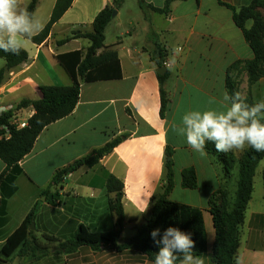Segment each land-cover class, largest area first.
I'll list each match as a JSON object with an SVG mask.
<instances>
[{
  "label": "crops",
  "instance_id": "0c3cea01",
  "mask_svg": "<svg viewBox=\"0 0 264 264\" xmlns=\"http://www.w3.org/2000/svg\"><path fill=\"white\" fill-rule=\"evenodd\" d=\"M115 1L75 0L54 25L47 41L42 44L27 42L24 50L28 52L29 60L5 73L0 86V105L17 108L23 100H37L41 97L40 85L71 86L70 76L56 57L86 51L90 42L73 39L62 46L58 42L72 37L75 32H92L95 18ZM142 1L162 12L149 8L143 11L139 0H123L105 33V46L119 55L122 78L82 83L79 103L73 114L48 126L32 152L19 163L21 172L16 177V192L9 198L0 192V203L6 199L5 216L1 215L0 207V251L5 240L37 204L40 207L37 223L44 233L61 241L73 238L81 225L91 231L112 230L116 218L109 212L106 190L110 176L124 184L122 203L126 222L122 237L128 228L135 232L134 227L148 219L152 199L162 193L166 182L165 150L170 147L174 151L176 174L169 199L203 211L207 253L200 259L202 264H214L211 256L216 231L208 206L210 202L222 206L224 194L231 201L237 181L234 190L230 189L223 179V171L217 170L218 165L208 151L205 150V155L194 152L186 138L172 130V125H181L182 117L188 111L223 110L220 102L228 93L229 69L240 61L254 59L250 45L233 20V12L220 3L234 7L237 12L254 5L262 17L264 7L257 5L259 0H174L169 6L170 0ZM56 2L38 0L34 14L45 26ZM22 4L27 8L30 3L22 0ZM252 26L253 21L246 23L247 29ZM235 28L241 32L244 45L232 42L238 37ZM157 45L163 49L164 63L170 62L175 47L182 48L176 64L166 71L169 76L164 88L169 103L164 118L161 117L159 68L153 60ZM5 64L0 59V70ZM17 113L22 120H28L35 110L30 105ZM122 135L129 137L97 166L81 168L66 177L60 186L48 191L47 197L43 196L57 171ZM6 168L0 160V174ZM190 168L195 169L198 176L199 186L195 190L182 187L181 173ZM57 195L58 208L51 205ZM253 195L254 191L241 227L236 264H264V193L256 199ZM131 219H135L134 222H130ZM12 224L15 226L11 230ZM83 250L88 254L100 253L82 248L73 255L59 256L70 258L81 255ZM115 253L108 264H153L135 251ZM82 258L76 264L98 263L97 257L94 261Z\"/></svg>",
  "mask_w": 264,
  "mask_h": 264
},
{
  "label": "trees",
  "instance_id": "16d2710c",
  "mask_svg": "<svg viewBox=\"0 0 264 264\" xmlns=\"http://www.w3.org/2000/svg\"><path fill=\"white\" fill-rule=\"evenodd\" d=\"M75 0H57L52 12L50 21L42 32L35 36L31 41L35 44H42L49 38L52 29L58 23L65 13L72 7ZM174 0L168 2V6ZM123 3V0H116L113 6H106L95 18L93 22V31L90 33L75 32L72 37L59 41L62 46L73 39H87L90 47L86 51L78 50L56 57L60 65L65 69L72 80L71 86H47L40 85L39 92L41 97L37 100H23L17 106L16 110H21L27 106H33L35 113L29 119V126L25 129H11V137L5 138V127H9V120L14 116V112H9L0 117V160L6 165V171L0 174V192L5 198H9L16 192V177L21 172L18 165L28 156L39 136L51 124L63 120L73 114L80 98L82 83H94L99 81L119 80L122 78L121 63L117 51L105 46L106 30L113 20V13ZM38 0H31L27 9L35 13ZM141 9L147 8L162 12L151 6H146L142 0H139ZM233 12V20L237 27L241 29L245 40L249 43L254 59L247 64L258 66L262 58L261 52L252 40V28L258 26L262 15L257 13L255 6L245 7L237 10L224 3ZM264 7V0H259L257 5ZM253 21L251 29L246 28V23ZM0 59L5 61V68L0 70V86L3 84L5 73L25 64L29 60V54L26 50L21 51L19 55L5 53L0 51ZM153 60L158 68L163 67L164 52L160 45L156 46ZM230 71V69H229ZM254 71L251 70V75ZM169 72L160 75L161 85V117H165L169 98L164 88L168 79ZM228 94L231 96L237 91L231 81L227 78ZM248 105L257 102L244 100ZM129 136L122 135L115 138L100 149L94 150L89 155L77 160L72 165L57 171L48 188L43 193L47 197L48 191L62 184L63 180L71 174L77 172L83 167L93 168L100 161ZM206 150L213 159L221 165L226 177L231 179L236 168V157L229 152L222 155L217 152L214 144L209 142ZM174 151L167 147L165 150V169L166 182L163 185L162 193L154 197L151 201L148 219L141 225L135 227L136 233L126 242H122V233L125 227V213L123 208L124 184L114 176L107 179L106 190L109 195L108 209L115 216L116 222L112 230L107 232L91 231L86 226L81 225L74 237L67 241H61L58 238L43 234L42 242L32 229L39 211V205H35L23 223L5 240L0 251V264L6 262V258L17 255L26 259L29 263H36L51 255H73L82 248H90L95 252H102L109 248L117 253L124 251H135L147 258L154 264L155 255L158 252V246L153 242L150 233L159 228L161 235L168 227H176L185 233H189L195 242L193 255L199 258L207 253V233L203 211L187 205L173 202L169 199L171 192L175 187V164L173 160ZM264 160V152H257L251 147L245 150L239 160V168L236 175L237 190L235 196L230 201L224 194V202L218 207L214 202H210L208 210L212 215L216 231V239L213 246L211 260L214 264H236V256L240 245L241 227L245 219V213L254 191V178L260 163ZM214 161V160H213ZM182 187L188 190L198 188V176L195 169H185L181 173ZM264 187V170L262 172ZM6 199L0 203L1 215L5 216ZM131 219L130 222H134ZM6 222V219H4ZM53 244V245H52ZM52 245V246H51ZM182 258V257H181ZM179 264V260H177Z\"/></svg>",
  "mask_w": 264,
  "mask_h": 264
},
{
  "label": "clouds",
  "instance_id": "9594fccd",
  "mask_svg": "<svg viewBox=\"0 0 264 264\" xmlns=\"http://www.w3.org/2000/svg\"><path fill=\"white\" fill-rule=\"evenodd\" d=\"M44 27L43 21L23 6L22 0H0V51L19 55ZM181 51L179 47L173 49L167 69L176 64ZM220 103L223 110L188 111L181 125L174 123L172 130L184 136L187 145L201 155L206 154L209 142L221 153L243 151L246 146L264 152V101L248 105L239 92L231 96L226 92ZM150 236L159 249L154 264H177V260L179 264H202L193 255L195 242L189 233L168 227L162 235L157 228Z\"/></svg>",
  "mask_w": 264,
  "mask_h": 264
},
{
  "label": "rangeland",
  "instance_id": "374dc122",
  "mask_svg": "<svg viewBox=\"0 0 264 264\" xmlns=\"http://www.w3.org/2000/svg\"><path fill=\"white\" fill-rule=\"evenodd\" d=\"M31 0H26V2L30 3ZM263 17L259 19V24L258 26H255L252 28V40L256 43L258 46L260 52H261V60L258 66L255 65H249L247 64L248 61L251 60H246V61H240L236 65L230 68L229 71V76L231 78V81L234 85V88L237 92L241 94L244 100L247 101H253V102H261L264 101V12ZM235 33H238V37H234L232 39V42L234 43H242L243 44V38L241 32L235 28ZM240 35V36H239ZM247 42V41H246ZM248 43V42H247ZM249 44V43H248ZM244 45V44H243ZM241 48V47H240ZM251 48V47H250ZM242 50V48H241ZM243 51V50H242ZM214 74H216V69L214 68ZM251 70L254 71V74L251 75ZM249 147H245L243 151H229L234 154L236 157V168L233 170V173L235 176H233L231 179L226 177L225 173L223 172V179L227 182V186L230 187V189L234 190L235 186V177L238 172L239 168V160L242 157L243 153L245 152L246 149ZM227 152V153H229ZM227 153H221L222 155H226ZM215 164H217V170L223 171L221 165L217 162V158L213 159ZM264 170V160L260 163L256 176L254 179V198H259L262 196L264 193V188H263V180H262V172ZM58 194V192H57ZM260 195V196H259ZM259 196V197H258ZM23 199V198H22ZM59 195H57V199L53 202V207H57L60 205L59 203ZM25 201V200H24ZM260 199H258V202ZM40 208V207H39ZM55 212V211H54ZM58 212V211H57ZM15 224H12L11 230L14 228ZM136 226V225H133ZM35 230L34 234L42 241L45 242L42 239L43 235V229L41 226L35 221L34 223V228ZM133 229V228H132ZM135 230V227H134ZM136 233L130 228H128L125 232V234L122 237V242H126L130 236H133ZM46 235H49L47 233H44ZM53 245V244H52ZM51 245V246H52ZM83 256L82 259H85L86 261H94L98 258V263L97 264H108V261H112L113 258L116 256V253L111 251V250H104L100 253H87L84 250L82 251L81 255H76L74 257L70 258H65L64 256H54L51 255L47 258H44L41 262L38 264H76L79 262L80 258ZM97 257V258H95ZM3 264V263H2ZM4 264H27L26 259L20 258L17 255H13L10 257L6 258V262Z\"/></svg>",
  "mask_w": 264,
  "mask_h": 264
},
{
  "label": "built area",
  "instance_id": "2783aa9c",
  "mask_svg": "<svg viewBox=\"0 0 264 264\" xmlns=\"http://www.w3.org/2000/svg\"><path fill=\"white\" fill-rule=\"evenodd\" d=\"M182 50V48H180ZM166 63H169V61H165L164 67L166 68ZM167 69V68H166ZM9 112H14V116L10 118L9 120V127H5L6 130L5 138L9 139L11 137L10 128L21 130L25 129L29 126V119L28 120H22L20 118V115H18V110L12 106H4L0 105V117L4 116L5 114Z\"/></svg>",
  "mask_w": 264,
  "mask_h": 264
},
{
  "label": "water",
  "instance_id": "95a60500",
  "mask_svg": "<svg viewBox=\"0 0 264 264\" xmlns=\"http://www.w3.org/2000/svg\"><path fill=\"white\" fill-rule=\"evenodd\" d=\"M116 13H117V12L114 11V13H113V17L116 16ZM166 71H167V69H166L165 67H162V68H159V69H158V73H159L160 75H165ZM32 228H34V224H32Z\"/></svg>",
  "mask_w": 264,
  "mask_h": 264
}]
</instances>
